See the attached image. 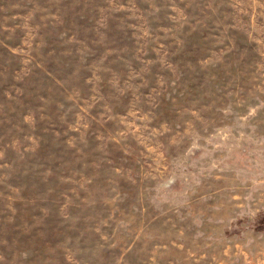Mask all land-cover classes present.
<instances>
[{
	"label": "rangeland",
	"instance_id": "374dc122",
	"mask_svg": "<svg viewBox=\"0 0 264 264\" xmlns=\"http://www.w3.org/2000/svg\"><path fill=\"white\" fill-rule=\"evenodd\" d=\"M0 264H264V0H0Z\"/></svg>",
	"mask_w": 264,
	"mask_h": 264
}]
</instances>
